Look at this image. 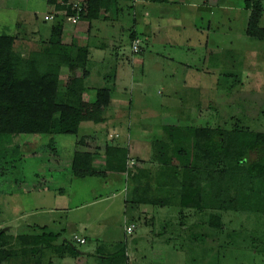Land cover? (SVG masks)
<instances>
[{"label": "rangeland", "instance_id": "374dc122", "mask_svg": "<svg viewBox=\"0 0 264 264\" xmlns=\"http://www.w3.org/2000/svg\"><path fill=\"white\" fill-rule=\"evenodd\" d=\"M29 1L0 0V34L19 37L16 49L20 52L38 50L51 38L53 23L44 21L49 10L34 8ZM254 3L264 8V0ZM118 8V12L103 13L91 28L85 21L66 22L62 42L68 47L74 43L76 48L84 44L91 48V75L86 81L90 99L97 89L112 91L107 120L81 126V135L96 137L84 149L95 152L100 148L103 154L107 143L122 144L117 133L125 140L145 142L143 152L138 157L129 155L127 162L129 203L137 181L155 184L162 166L156 140L168 138L165 125H210L264 133V40L247 35L251 11L244 0H172L168 4L120 0ZM260 26L264 28V13ZM133 31L138 34L141 55L132 50ZM67 76L64 69L62 84ZM182 133L186 135L184 146L191 151L194 137L185 129ZM30 138L0 136V230L9 227L6 236L16 243H22L17 236L38 232L51 237L53 233L63 236L51 247H61L63 238L81 235L87 243L74 245L77 252L90 253L85 264H100L101 255L119 248L118 240L129 243L132 251L137 249L136 264H264V200L259 212L221 213L223 227L218 229L210 225L215 222L210 215L217 212L181 207L175 187L167 185L172 180L169 173L165 181L157 180L159 190H153L157 198L167 201L164 206L148 207V215L138 212L136 204L125 210L122 194L111 198L108 179L62 178L67 172L61 169L55 174L50 166L58 155L49 148V137ZM53 138L66 163L72 150L62 142L70 140L73 145L77 138ZM165 152L172 155L169 149ZM255 157L250 154L251 159ZM102 164L104 160L97 162ZM22 176L24 184L20 183ZM40 186L56 189L54 196L62 201L51 193L31 192ZM204 195L209 197V191ZM61 204L73 208L64 215L68 218L49 214ZM125 221L135 226L132 234L124 231ZM37 223L48 226L39 232L33 226ZM53 249L45 255L52 258Z\"/></svg>", "mask_w": 264, "mask_h": 264}, {"label": "trees", "instance_id": "16d2710c", "mask_svg": "<svg viewBox=\"0 0 264 264\" xmlns=\"http://www.w3.org/2000/svg\"><path fill=\"white\" fill-rule=\"evenodd\" d=\"M124 1L135 3L138 0ZM147 1L168 4L171 0ZM29 2L34 8L45 11L55 0ZM244 2L245 8L251 11L247 35L264 40V28L260 26L264 8L260 3H254V0ZM119 3L120 0H89L81 21L89 22L91 28L103 13L118 12ZM52 23L49 42H42L38 50L34 51L20 52L16 49L18 37L0 34V136H22L25 139L47 136L49 148L57 155L59 146H55L53 137L74 136L77 140L73 145H70V140L62 142L63 147L67 145V150H72V177L126 176L129 145L107 143L103 154L100 148L95 152L84 149L96 141V137L81 135V126L83 123L98 125L107 120L106 112L112 102V91L109 88L97 89L95 97L90 99L86 81L91 75V48L88 44L77 48L73 46L74 43L70 47L64 45V19ZM130 38L131 44L139 40L136 31L132 32ZM140 53L143 54L142 47ZM64 69H67L68 76L62 84ZM184 129L194 137L191 151L184 146ZM163 131L168 138L156 140L161 149L158 162L162 166L154 176L155 184L150 180L145 184H142L143 180L137 181L132 190L130 207L131 204L164 206L167 201L157 198L158 192L153 193V190H159L157 180L163 178L165 181L170 173L172 180L167 185L175 187L182 208L218 213L210 215L211 221L215 220L210 222L211 226L222 229L223 212H259L258 206L264 200V133L243 128L229 131L210 125L197 128L165 126ZM111 138L114 140V137ZM168 149L172 155L165 152ZM250 154H254L255 159H251ZM102 160L105 164L98 166L97 162ZM206 189L209 197L204 195ZM5 232L0 230V264L34 263L35 258L43 256L44 248H50L58 237V234L53 233L51 237L42 234L36 240L30 235L17 236L18 241H22L18 244L15 238L6 236ZM73 244L64 242L58 252L78 256ZM119 247L117 253L108 258L103 257L101 264H130L125 245Z\"/></svg>", "mask_w": 264, "mask_h": 264}, {"label": "crops", "instance_id": "0c3cea01", "mask_svg": "<svg viewBox=\"0 0 264 264\" xmlns=\"http://www.w3.org/2000/svg\"><path fill=\"white\" fill-rule=\"evenodd\" d=\"M85 23H87L89 25V27H90V23L89 22L85 21ZM19 40H20V38L18 37L17 42ZM92 59H93V56H92V53H91V55H90V62H91ZM165 126H170V125H165ZM116 135L118 136V139H120L119 142L122 143V144L119 143L120 145H127V146L129 145L130 146V143H131L132 146L129 147L130 148V155H134V156L138 157L141 154V152H143V148L145 147L144 146V143L145 142L143 144H139V143L132 142L130 140L129 141L128 140H125L122 135H119V133H117ZM128 136L130 138V135H128ZM138 149H139V151H138ZM134 156H132V157H134ZM54 158L56 160V161H54V164L50 163V166H52V168H54V173L55 174L56 173H60L61 172V169H62V171H66L67 172L66 173L67 175L64 173L63 174L64 176H62V178L66 177V178H68V179L71 180L70 177H72V174H71L70 167H71V161H72V154L69 155V156H67L66 163H63L62 162L63 159H65L66 157H63V156L61 157V155H59V154H58V156H54ZM49 169H51V168H49ZM52 175H50V176L53 177ZM126 178L127 177L124 176V175H120V174H110L109 176H107L106 178H103V179H108L107 184L110 185L109 192L112 195L111 198H116V197L118 198L122 194L123 197H124V203H125L124 208H125V210H128L130 208V204L128 203L129 198H127L128 191H129V186H128V184H125V181H126L125 179ZM20 183H23V184L26 183L24 177L21 178V182ZM120 185H121V188H119ZM131 189L133 190V187H131ZM55 191H56V189L50 188V187L49 188H45L44 190H42L41 189V186H40V187L34 188L31 192L32 193L36 192L38 194H41V193H51L52 196L56 198V200L59 199L60 201H62L60 198L57 197V195L54 196V192ZM131 193H132V191H131ZM67 194H69V193L67 192ZM101 197H103V195H100L99 196V198H101ZM102 200H107V198L94 201V202H92L90 204H93L94 205L95 203H97L99 201H102ZM137 206H139L138 209H137V211L143 213L144 215H148L147 209H148V207H152L150 205H145V204H141V205H137ZM71 210H73V208L72 209H68V207H65V205H62L61 204V205L54 206L52 208V210H50L51 212L49 211V214H52V215H54V214L55 215H61L62 214L64 218H68V217H65L64 215L68 214ZM135 213H136V211H135ZM131 218L133 219L132 221H134L135 223L137 222L136 217L133 216ZM46 222H48V221H46ZM33 226H36V228H38L37 231L39 230V232H40V230L45 229L44 226H48V225H44L43 226L42 224L37 223V224H34ZM9 229L10 228L8 227L6 229V231H10ZM63 231H64V233L66 232L65 229H63L62 232ZM42 234H40V233L37 232V233H35L33 235H30V236L33 237V238L35 237V240H36V238L37 239L40 238V236ZM60 236H63V234H60ZM60 236L57 237V239H59V238L62 239V237H60ZM125 236H127V234H125ZM77 237H80V238L85 239L86 240V243H87V237H84V236H81V235L80 236H77ZM62 242L63 243L64 242H67V243H71L72 242V243L77 244L76 241H75V237H73L72 240H69L68 238H63V241ZM63 243L61 245H63ZM85 244H83V245H85ZM121 244L125 245L126 253H127V256L129 257L130 264H136V262H137L136 258L137 257L135 255V251L137 249H134V251H132V249L130 248V244L129 243L128 244H127V242L126 243H121V241H119V240L116 242V246L117 247L121 246ZM52 248H54L53 251L55 252V254H54V256L52 258L51 257L49 258L47 255H45V253L47 254V251L49 249V247H46V248H44L43 256H39V257L35 258V262L34 263H31V264H79V263H84L83 261L86 258H89L90 259V253H87V252H78L79 253L78 256L62 255L61 254L62 251H61V253L58 252L59 251V246H57V247H54V246L53 247H50V249H52ZM119 248H117L116 250H114V249L113 250H109L105 256L101 255L99 257V260H100L99 263L101 264V260H103V257L104 258H108L110 255H113V254L117 253V251H119ZM61 250H63V249H61ZM27 261L29 262L28 259H27ZM21 262L24 263L23 261H21Z\"/></svg>", "mask_w": 264, "mask_h": 264}, {"label": "built area", "instance_id": "2783aa9c", "mask_svg": "<svg viewBox=\"0 0 264 264\" xmlns=\"http://www.w3.org/2000/svg\"><path fill=\"white\" fill-rule=\"evenodd\" d=\"M89 6V0H55L47 9L44 20L46 22H55L57 19H64L65 23L77 25L81 22V16L86 13ZM132 50L135 54H141L140 41L136 40L132 44ZM111 137H113L111 135ZM129 141V140H128ZM134 164V162H133ZM126 179L129 177V172L126 174ZM135 230L134 225H129L128 221L124 223V231L127 234H132ZM77 244H85L86 240L80 237H75Z\"/></svg>", "mask_w": 264, "mask_h": 264}, {"label": "water", "instance_id": "95a60500", "mask_svg": "<svg viewBox=\"0 0 264 264\" xmlns=\"http://www.w3.org/2000/svg\"><path fill=\"white\" fill-rule=\"evenodd\" d=\"M5 231H6V229L3 230V232H5Z\"/></svg>", "mask_w": 264, "mask_h": 264}]
</instances>
